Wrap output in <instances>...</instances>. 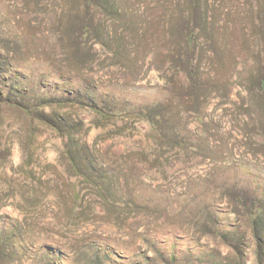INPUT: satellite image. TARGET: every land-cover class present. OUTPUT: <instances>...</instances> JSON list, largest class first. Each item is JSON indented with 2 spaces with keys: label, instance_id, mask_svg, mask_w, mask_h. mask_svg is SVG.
I'll return each mask as SVG.
<instances>
[{
  "label": "rangeland",
  "instance_id": "obj_1",
  "mask_svg": "<svg viewBox=\"0 0 264 264\" xmlns=\"http://www.w3.org/2000/svg\"><path fill=\"white\" fill-rule=\"evenodd\" d=\"M0 264H264V0H0Z\"/></svg>",
  "mask_w": 264,
  "mask_h": 264
}]
</instances>
